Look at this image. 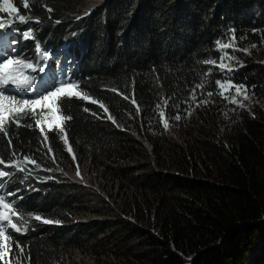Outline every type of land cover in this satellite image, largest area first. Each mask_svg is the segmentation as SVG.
Listing matches in <instances>:
<instances>
[{
	"label": "trees",
	"instance_id": "trees-1",
	"mask_svg": "<svg viewBox=\"0 0 264 264\" xmlns=\"http://www.w3.org/2000/svg\"><path fill=\"white\" fill-rule=\"evenodd\" d=\"M84 1L46 0L53 8L48 13L34 0L26 10L21 0L19 14L32 19L15 21L7 42L12 45L15 39L16 54L35 61V42L23 38V32L33 30L42 50L51 54L48 74L60 71L79 81L82 90L108 107L120 127L97 104L64 100V114L73 119L65 123L68 144L63 149L49 132L55 162L38 150L37 130L8 128L13 148L33 155L42 168L5 179L0 194L15 193L7 199L25 217L40 215L61 223L31 219L26 234L10 228L6 234L26 246L30 264H66L73 252L91 264H260L264 118L234 112L220 96L204 93H215L214 81L230 78L264 102V0H102L87 16ZM229 29L236 30V49L256 45L252 49L259 62L227 49L241 55L245 64L223 74L202 61L219 62L223 53L216 41L228 42ZM201 82L204 88L197 90L196 101L184 103ZM113 87L130 99L134 92L140 113L108 90ZM161 96H174L170 105H180L181 120L169 119L175 111L171 106L158 117L154 107ZM203 99L210 100L206 112L190 126L187 113ZM165 119L177 138L164 128ZM0 155H8L3 136ZM74 161L87 163L114 191L109 210L115 215L99 210L88 216L82 187L59 171ZM13 222L23 227L16 217Z\"/></svg>",
	"mask_w": 264,
	"mask_h": 264
},
{
	"label": "snow or ice",
	"instance_id": "snow-or-ice-1",
	"mask_svg": "<svg viewBox=\"0 0 264 264\" xmlns=\"http://www.w3.org/2000/svg\"><path fill=\"white\" fill-rule=\"evenodd\" d=\"M34 2L48 13L53 12V8L48 6L46 0H34ZM23 7L26 10H30L29 0H23ZM0 13H5L10 17L14 16L15 18V20H13L0 16V44H3L11 35L9 30L12 29V24L15 21L26 23L32 19L31 16L19 14V9L15 7L12 0H0ZM89 14V11L84 13L85 16ZM81 18L82 17L80 16L76 17L77 20ZM35 19L37 23L40 22L39 17H36ZM55 23L60 24L61 21L56 20ZM12 30L15 31L14 29ZM235 31V29H229L226 38L228 42H222L221 40L216 41V46L219 52L225 53V55L220 56L219 62L216 59H205L202 63L214 65L222 72L231 73L235 71L236 69L231 63H224L225 60L230 62L235 61V56L227 55L226 50L233 49L234 51L239 50L248 52V49H236ZM23 38L31 39L35 42V62H33L32 59H24L22 54H16V49L14 47L11 48L13 54H8L6 49L0 48V136H3L7 141L8 150L7 158L0 155V166H2L0 167V191H3L4 180L12 175L24 172L31 175L34 169L42 168V163H38L33 155L17 152L13 148V137L8 134V128L19 129L21 127H26L28 129L37 130L40 133L38 150L42 151L46 156L51 154V159L55 162V155L52 154V149L48 142L49 132L57 138L58 142H62L61 147L63 149V146L68 144L65 123L73 119L71 115L64 114V100L71 101L75 99L78 102L97 104L101 110V114L105 115L106 119L111 121L114 125L120 127V125L116 123L115 118L109 113L108 107L102 101L92 98L87 91L82 90L79 81L67 79L54 85L52 90H42L38 85L37 76L35 74L46 72L47 62L52 58L51 54L49 51L42 50L39 41L35 40V33L33 30L29 29L23 32ZM10 43L15 45L17 41L13 39ZM255 47L256 45H252V48ZM236 63H238L240 67H243L242 62L236 61ZM214 83L217 86L216 92H207L204 93V95L207 97L218 95L228 103L234 104L237 107H246L242 102L243 99H250V97L247 96L248 88L246 85L236 84L230 78L216 80ZM10 87L11 89L19 90V93L7 95L6 92L10 90ZM203 88V82L195 85L188 96V100L184 101V103H188L189 101L195 102L197 90H202ZM108 90L117 93L118 96L122 97L124 100H129L130 104L134 106V111L137 114L140 113L141 109L137 104L134 92L130 94V99L129 95H125L123 92H118V89L115 87ZM28 93H33L34 95L31 98H28ZM232 93H235V95H232ZM229 96H231V99H229ZM237 96L241 97V101H237ZM173 99L174 96H161L160 102L156 103L154 107V111L157 113L158 117H164L165 115L164 111L161 110L162 108L171 106L175 111L169 119H174L176 121L182 119L179 112L180 105L178 103H172L170 105V100ZM208 103H210V100L203 99L199 101L197 107L207 105ZM83 111L89 112L90 109L84 107ZM187 114L191 115V112L189 111ZM92 115H97V113L93 112ZM23 120H29L30 122L24 124L22 123ZM45 122L48 123L47 128L43 126ZM163 126L165 129L169 127L168 119L163 120ZM72 151L73 149L69 146L67 152L71 153ZM72 159H76L74 155ZM44 170L49 172L53 171L52 168ZM60 171L63 170L60 169ZM76 176L81 177L79 165L76 166ZM52 178L53 177L51 176L47 177V179ZM8 196H15V193L0 194V261H3V264H21V261L24 260L27 261V264H30V255H24L26 246L21 245L19 241L13 240L11 234H6V228H10L13 233L26 234L29 230L28 221L31 219L44 224H60L61 221L44 218L40 215L25 217L23 214L16 211V208H18L19 205L14 207L15 201L10 202L7 199ZM13 217H16L19 224L23 227L18 226V223H14ZM12 245H15L14 252ZM9 252H13V261L8 259Z\"/></svg>",
	"mask_w": 264,
	"mask_h": 264
},
{
	"label": "rangeland",
	"instance_id": "rangeland-1",
	"mask_svg": "<svg viewBox=\"0 0 264 264\" xmlns=\"http://www.w3.org/2000/svg\"><path fill=\"white\" fill-rule=\"evenodd\" d=\"M102 0H85V11H88L90 8L98 5ZM12 3L17 7L18 5L21 4V0H12ZM85 12H83L84 14ZM0 16H6L7 18L10 17L8 14L5 13H0ZM27 30V29H25ZM8 43V42H7ZM15 48V47H14ZM248 49V52L241 51L243 55H246L248 60H251L252 62H259L258 57L255 55V49L253 50L252 48H245ZM227 55H234L235 56V61H228L225 60L224 63H231L232 66L235 69H238L240 66L236 61L242 62L244 65V60L241 59V55L233 53V52H226ZM225 55V53H223ZM242 60V61H241ZM35 62V61H33ZM218 68V67H217ZM48 69L46 68V71ZM218 70H220L218 68ZM220 72H222L220 70ZM223 74H226L225 72H222ZM36 75V74H35ZM38 82H41L43 85L44 80H38ZM40 83V84H41ZM7 95H13V94H18L16 89H11L6 92ZM232 95H235V93H232ZM33 95H28V98H31ZM247 96L250 97V99H243L242 102L246 105L244 108L237 107L234 104L228 103L226 100H224L221 97V101L223 104H225L226 107L231 108L234 112H241V113H248L250 114V118H257L258 116H262L264 118V102L259 100V97L255 95V92L251 91L248 89ZM19 98V96H18ZM229 99H231V96H229ZM237 101H241V97L237 96ZM206 105H201L197 109L194 107L192 108L191 115H188L190 126L197 124L200 122L202 119V114L206 112ZM209 110V109H208ZM166 131L173 137L175 136L177 138V134L175 133L174 129L168 127ZM180 132V131H179ZM79 165L81 177L76 176V166ZM60 169L63 171L62 174L70 181L76 182L80 184L82 187L85 200L87 201L88 204V216L89 217H94L95 212H98L99 210H104V214L107 215H115L110 212V208L114 206L115 202V197H114V191L112 189H107L105 187V184L102 183V181L99 179L100 174L97 172H93L89 165L87 163L85 164H78L75 161L71 165H66L62 166ZM59 169V171H60ZM14 201V200H11ZM8 228H6L7 230ZM8 259L10 261H13V253L9 252ZM83 258H81V255L78 252H73L68 258L66 259V264H91L89 262H83ZM87 260V258H85ZM89 260V259H88ZM258 261L260 264H264V258L263 257H258ZM188 263V261L186 262ZM185 263V264H186Z\"/></svg>",
	"mask_w": 264,
	"mask_h": 264
},
{
	"label": "bare ground",
	"instance_id": "bare-ground-1",
	"mask_svg": "<svg viewBox=\"0 0 264 264\" xmlns=\"http://www.w3.org/2000/svg\"><path fill=\"white\" fill-rule=\"evenodd\" d=\"M56 70V69H55ZM48 71V70H47ZM60 72V71H59ZM58 71H52V73L50 74L51 76H53V77H55V78H57V81L58 82H62V81H64L63 79H67V78H65V77H63V76H61L60 74H58L59 73ZM38 75H39V78H41L42 80H44V81H47L48 80V78H49V76L46 78L45 76H46V74L45 73H38ZM66 75V74H65ZM41 76V77H40ZM68 76V75H67ZM59 77V78H58ZM46 78V79H45ZM68 78H69V76H68ZM53 86H54V84H52V83H49L48 84V88L46 89V90H52V88H53ZM39 87H41V85H39ZM44 90V89H43ZM17 93H19V90H17ZM28 95H34L33 93H28ZM83 192V191H82Z\"/></svg>",
	"mask_w": 264,
	"mask_h": 264
}]
</instances>
